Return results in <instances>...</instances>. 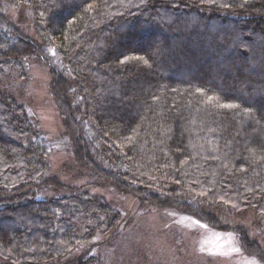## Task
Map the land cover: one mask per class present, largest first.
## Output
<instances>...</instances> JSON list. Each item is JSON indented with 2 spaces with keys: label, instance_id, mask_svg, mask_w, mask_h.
Returning a JSON list of instances; mask_svg holds the SVG:
<instances>
[{
  "label": "trees",
  "instance_id": "1",
  "mask_svg": "<svg viewBox=\"0 0 264 264\" xmlns=\"http://www.w3.org/2000/svg\"><path fill=\"white\" fill-rule=\"evenodd\" d=\"M0 2L33 29L0 6V72L48 68L74 142L60 168L85 177L52 170L41 122L0 87V264H98L91 248L116 239L122 213L90 187L233 232L264 263L246 225L217 211L264 229V0Z\"/></svg>",
  "mask_w": 264,
  "mask_h": 264
},
{
  "label": "rangeland",
  "instance_id": "2",
  "mask_svg": "<svg viewBox=\"0 0 264 264\" xmlns=\"http://www.w3.org/2000/svg\"><path fill=\"white\" fill-rule=\"evenodd\" d=\"M0 6L5 20L8 19L20 27L27 26L33 31L29 23H26L20 8L2 2ZM5 20L0 17V30L3 27L8 28ZM56 62L60 66L63 64L61 60ZM30 67L26 77L7 69L0 72V87L8 89L19 101L26 103L41 122L46 142L53 149L52 170L61 172L65 179L83 182L85 177L81 173L72 174L69 169L60 168L68 163L67 159L71 156L74 158V142L65 131L57 105L50 99L49 70L39 60L33 61ZM93 153L100 161L99 150L93 149ZM89 190L94 194H104L122 213L116 239L106 242L107 235L101 234L95 240L96 248L85 247L96 252L99 257L98 264H244L246 259L253 257L244 252L233 232H223L208 226L200 227V224H204L202 221L175 210L156 209L151 206L139 208L132 198L107 189L90 187ZM51 194L54 192L48 191V195ZM217 211L229 225L244 223L250 235L264 246V229L260 223L251 225L250 214L236 215L225 207ZM194 221H199L200 224ZM227 233H233V243L240 248L239 253L213 255L207 250H200L202 245L205 249L215 244L226 245ZM214 234H219V240ZM102 241L106 243L102 244ZM83 251L85 250L82 248L80 253ZM260 264L264 263L260 261Z\"/></svg>",
  "mask_w": 264,
  "mask_h": 264
},
{
  "label": "snow or ice",
  "instance_id": "3",
  "mask_svg": "<svg viewBox=\"0 0 264 264\" xmlns=\"http://www.w3.org/2000/svg\"><path fill=\"white\" fill-rule=\"evenodd\" d=\"M145 63H147V61H145ZM211 99V98H210ZM224 107H232V105H224ZM197 224H200L199 221H194ZM200 227H204L207 228V225L204 224H200ZM216 236V239L219 240L220 236L219 234H214ZM227 242L226 245L225 244H215L213 247H209L207 249H205V247L202 245L201 246V251H205L207 250L210 254H220V255H229L231 253H239L240 252V248L235 246V244L233 243L234 241V236L233 233H227ZM205 243H208L207 241H205ZM225 247L227 248V250H224ZM244 264H260V261L257 260L254 256L246 259Z\"/></svg>",
  "mask_w": 264,
  "mask_h": 264
}]
</instances>
